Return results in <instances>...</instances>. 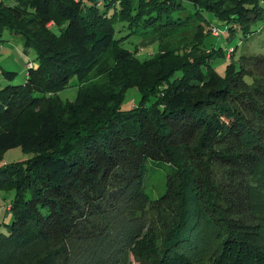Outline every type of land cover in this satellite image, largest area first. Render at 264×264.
Returning <instances> with one entry per match:
<instances>
[{"label": "trees", "instance_id": "16d2710c", "mask_svg": "<svg viewBox=\"0 0 264 264\" xmlns=\"http://www.w3.org/2000/svg\"><path fill=\"white\" fill-rule=\"evenodd\" d=\"M205 11L247 36L264 0H0V33L36 50L24 81L4 71L0 88V161L8 146L31 154L0 165L14 192L0 264H264V55L220 74L228 52L205 47ZM191 18L205 35L163 59ZM118 22L159 49L128 50ZM132 87L140 102L124 110Z\"/></svg>", "mask_w": 264, "mask_h": 264}, {"label": "rangeland", "instance_id": "374dc122", "mask_svg": "<svg viewBox=\"0 0 264 264\" xmlns=\"http://www.w3.org/2000/svg\"><path fill=\"white\" fill-rule=\"evenodd\" d=\"M6 3H11L12 0H3ZM183 18L189 16V11L185 10L179 13ZM205 16L209 20L211 26L218 28V34L206 35L205 47L212 48L214 46H222L228 52L226 60L219 58L215 61L216 70L224 75L226 72V65L229 60L238 63L243 56L251 55H264V20L257 19L252 21L251 30L247 36L239 28L235 31H230L225 24V21L216 18L212 13L205 11ZM189 19V18H188ZM209 23H203L198 18H191L190 22L174 28L175 32H171L170 35L164 36L162 46L163 59L175 58L174 51L177 48H188L193 40H200L204 33H202V25ZM209 24V25H210ZM116 38H121V44L130 51L135 52L139 57L146 58L155 53L159 49V41L149 40L148 37L133 36L130 37L127 33L130 31L124 23H116L115 25ZM208 26V25H207ZM207 26L205 30H207ZM210 26V28H211ZM55 32L58 29L54 28ZM134 34H137L135 32ZM132 36V35H131ZM195 51V49H194ZM192 53L191 50L188 51ZM202 54H208L210 51ZM28 62L36 64V50L33 46L25 47L24 39L19 33H12L7 28H2L0 33V88L9 81H6L4 71H13L14 78L11 81L13 84H18L24 81L26 64ZM178 76V75H177ZM5 81V83H3ZM78 78L73 76L69 85L58 91V95L63 101H73L76 98ZM141 94L138 88L132 87L128 89L124 99L121 102V108L124 110L130 109L136 106L140 102ZM150 102H148L149 104ZM41 142L40 135H35ZM7 143L10 140H6ZM42 143V142H41ZM31 157V154L22 152L18 145L9 147L5 150V154L1 157L0 165L11 163L14 161L24 160ZM162 173L151 175L147 181L146 190L151 197H155L162 191ZM13 191H0V232H5V226L3 223H9L11 221V212L9 204L13 198ZM7 208V209H6ZM208 257L201 261H197L196 264H209Z\"/></svg>", "mask_w": 264, "mask_h": 264}, {"label": "built area", "instance_id": "2783aa9c", "mask_svg": "<svg viewBox=\"0 0 264 264\" xmlns=\"http://www.w3.org/2000/svg\"><path fill=\"white\" fill-rule=\"evenodd\" d=\"M211 32L213 33V34H218L219 33V31H218V28L216 27V26H211ZM31 65V62H28L27 64H26V66H30Z\"/></svg>", "mask_w": 264, "mask_h": 264}]
</instances>
